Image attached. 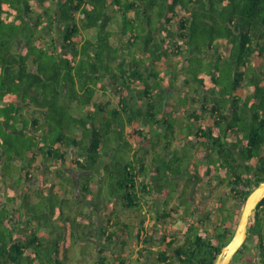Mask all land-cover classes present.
I'll use <instances>...</instances> for the list:
<instances>
[{
    "label": "trees",
    "instance_id": "16d2710c",
    "mask_svg": "<svg viewBox=\"0 0 264 264\" xmlns=\"http://www.w3.org/2000/svg\"><path fill=\"white\" fill-rule=\"evenodd\" d=\"M113 7L119 15L117 30L109 27ZM90 30L95 37L87 35ZM254 55L264 59V0H0V264H64L69 250V245L60 246L64 235L40 238L27 231L36 219L39 227L54 229L59 215L66 217L56 214L57 204L65 201L55 203L53 190L45 194L43 187L53 180L52 189L56 182L66 191L73 189L78 170L86 172L81 178L86 201L96 199L90 185L95 174L102 183L106 176L117 193L110 197L116 201L121 195L127 209L143 214L136 232L142 237L149 213L142 198L155 191L164 195V205L171 202L175 189L165 179L173 153L192 152L198 160L191 166L194 178L201 177L199 171L212 176L215 170V183L226 184L239 202L237 225L246 198L264 181V70ZM205 64L211 73H197ZM97 88L117 91V104L92 100ZM175 93L177 100L171 96ZM167 118H190L195 125L180 130L196 141L191 152L173 143L177 123ZM167 125L173 131H166ZM149 132L172 137L163 141L162 134L154 139ZM201 139L207 144L201 145ZM139 145L144 147L140 154ZM212 150L214 163L202 162ZM148 157L152 183L146 180ZM29 182L40 184L28 190ZM33 195L39 203L32 202ZM226 203L219 198L214 233L202 234L199 225L181 237L165 233L166 247L156 262L215 264L235 232L223 227ZM116 214L113 209L96 235L101 241L94 264H112L106 251L116 264H130L125 248L134 231L127 229L135 226ZM86 216L79 205L75 220L67 219L76 240L84 238L81 233L91 239L97 227L93 215ZM169 216L163 209L156 220L165 223ZM199 219L202 225L203 220L213 222L210 212ZM248 232L233 261L254 243L260 251L244 264H264V197ZM118 243L121 251L115 248Z\"/></svg>",
    "mask_w": 264,
    "mask_h": 264
},
{
    "label": "rangeland",
    "instance_id": "374dc122",
    "mask_svg": "<svg viewBox=\"0 0 264 264\" xmlns=\"http://www.w3.org/2000/svg\"><path fill=\"white\" fill-rule=\"evenodd\" d=\"M111 14H112V21L109 27L112 30H117L119 28L118 26L119 15H118V10L116 7L112 8ZM95 32H96L95 30H90L87 32V35L91 37H95ZM254 57L259 67L264 70V59L261 58L259 55H254ZM208 67H209V64L203 65V67L199 69L197 73L198 72L203 73V74L211 73L210 70H208L209 69ZM101 96H104V95L102 94L99 95L98 99H100ZM110 98L111 97H109V99ZM92 114H94L95 116L97 115L96 111L94 110ZM167 120L169 123H177V126L175 128L178 127V131L175 133L176 138L174 139L177 141L175 142L173 140V143H176V145L179 144V150L181 152L183 151V149L185 150L184 152H187V149H189L190 151V148L192 149L196 141L190 138L191 135L185 134V132L184 133L180 132V130L181 128L185 130L188 128L192 129L195 127V125H193L192 122H189L186 118H177V119L167 118ZM168 129L169 131L170 130L173 131V126L167 125L166 131ZM56 132L58 133L60 132L58 128H55V133ZM163 132H160L159 137L161 136V134L163 135L162 136L163 139H167L166 135H169L170 137H172L170 133L163 134ZM77 134L81 135L82 133L79 131L77 132ZM182 134L184 136L186 135V137H182L181 136ZM54 135L55 134H53L51 137H54ZM187 135H189L190 137H188ZM72 156L73 154L69 153L68 155L69 160ZM167 160L171 161L172 170L170 174H168V171L164 167L162 168V171H163L162 174L163 175H166V173L168 174L167 178L165 179V182L168 181V186L170 188L175 189V191L172 193V198H171V202L169 206L164 205V198H163L164 195H161V194L157 195L155 191H152L153 195L149 197L150 199L146 200L145 198L146 196L142 198V200L146 201L143 209L149 212L146 216L147 219L145 221L147 232L142 237H138L136 235V232L138 229L135 225H138L137 222L140 221V216H142L143 214L142 213H141L142 215L139 214L140 212L138 213V210H135V208L133 210L127 209L124 206V202H122L123 200H122L121 195L117 197L116 201H114L113 204L111 203L113 206L112 209H114L116 213H118L119 211L120 214H122V218H126V222H130L134 224L135 226V227H132L130 230L127 229L128 231H131L132 229L134 231L133 238L131 240L130 245L126 246L125 248L126 256L130 257V261H129L130 264H152L153 262H156L158 251L166 247V243L164 242V240H162L163 235L165 233L167 236L173 235V236L181 237L184 231H186L192 225H199L201 227L200 228L201 233L204 235H209L211 233H214V223L216 224L220 218L218 215V211H217V206H218L220 197L227 199V203H226L227 210L225 211V221H224L225 223L223 227H227L229 229L231 228L232 231L233 230L235 231L237 227V225L234 223L235 222L234 210L239 207V202H236L233 196H231V193L226 184L218 185L215 183V193H214L213 189L210 190V188L207 186L206 182L203 180V177H201L200 180L196 181V179H199V178H194L196 177V171L195 169H192L191 166L192 164L196 165V162H198V160L195 158L192 152L190 155L185 153V156L183 154L179 155V154L173 153L169 155ZM178 170L180 171L179 176H181L183 180L182 181L181 180L169 181L171 180V177H174L173 174H175ZM198 173L201 174L200 171ZM212 175H214L213 177L215 179V175H216L215 172H213ZM103 178L105 179L104 180L105 182L101 184L102 198L106 199V201L108 202L110 201V199L113 198V197H110V194L116 195L117 193H113L114 190L111 189L112 185L110 181H107L106 179L107 177L103 176ZM190 178H194V181H196L195 185L192 182H190L188 187H186V181L189 180ZM177 191L181 192L184 195V197L178 198ZM170 207H173L176 211L171 210ZM163 209H167L170 211V216L166 218L167 220L165 221V223H162L160 221L158 222L156 220L158 213L161 212ZM205 212H210L213 222L209 220H203L204 225H202L199 223V220H200L199 217L205 214ZM120 214H116V217L117 216L119 217ZM197 231L198 233L200 232L198 229H196L195 233ZM169 238L170 237H167L168 240ZM252 246L256 248V245L254 243H252ZM115 248L120 249L121 248L120 243H118ZM121 250L122 249H120V251ZM148 250H152V252ZM256 250L258 249L256 248ZM250 253H253V255H256L257 252H254L253 249L249 248L247 251L244 252L243 257L241 259H236L235 261H233V264H244L246 260L244 258H248V256H252V254L249 255ZM110 254L111 252H109L107 255L112 258L111 259L112 264H116V259L113 258L112 254L111 255ZM237 257L238 255H236V258ZM91 258L85 259L83 263L89 264V262L90 263L93 262V261H90ZM79 263L82 264V261ZM174 264H178V263L174 262Z\"/></svg>",
    "mask_w": 264,
    "mask_h": 264
},
{
    "label": "crops",
    "instance_id": "0c3cea01",
    "mask_svg": "<svg viewBox=\"0 0 264 264\" xmlns=\"http://www.w3.org/2000/svg\"><path fill=\"white\" fill-rule=\"evenodd\" d=\"M248 92H249V90L245 89L244 94H246ZM101 94L104 96H101V98L98 99V96ZM118 94L119 93L117 91L113 92V91H108L105 89L97 88L95 94L93 95L92 100L99 101V102H102L104 104H108V105L112 106L114 104L115 105L117 104L118 101L115 98V95H118ZM171 96L175 100L178 99V94H176V93L172 94ZM109 97H111V98L109 99ZM86 108H88V107H86ZM181 109L183 110V107ZM185 112H186V108H185ZM179 113L184 114V111L183 112L180 111ZM186 119L189 121L190 118H186ZM208 120H210V119L207 118V121ZM192 121H194L196 124H199L201 122V119L200 120H193L192 119ZM148 128L151 129L152 131H154L156 129V126H155V124H151V126H149ZM177 131H178V128H176V132ZM159 134H160L159 132H158V134L153 133V132H151V133L149 132L148 136L153 137L155 139ZM81 135H79V137H81ZM181 136L184 137L183 134ZM163 141H164V139H163ZM200 144L205 145V144H207V141H205V139H201ZM174 146H175V144H174ZM137 147H138V145H137ZM140 147L138 149H136V150H139L138 154H140L144 149L143 146L141 148ZM157 148H159V147H157ZM117 151H118V149L115 151V154H117ZM124 154H126V153L124 152ZM128 154L129 153H127V155ZM103 158H106V160H109L108 159L109 157L106 155ZM214 161H215V151L212 150L207 155V158H205L202 162H206L207 164L211 165L214 163ZM38 163L41 164L42 160L39 159ZM147 167H148V172H149L148 175L149 176L147 175L146 180L149 181L150 183H152V177H151V171H150L152 169V161H151L150 157H148V160H147ZM96 171H98V170H96ZM213 171L215 172V170H213ZM85 173L86 172H80V170H78L77 175L74 174L76 176V179L77 178L78 179L76 181H74L75 187L73 189L68 187V191H66L64 188H62L60 183H58V182H56L57 184L54 186L53 189L50 188V184L52 182H55L53 180L47 182L44 185L43 191L45 192V194L51 193L50 190H53L52 193L55 195V197L53 198V201H55V203H59L60 201H63V202L65 201L64 204L62 203V205L57 204L56 214L58 216V211H61V214L66 215V217L62 218L61 217L62 215H59V218H57L54 221L55 226H56L54 229H50V227H48V226H40L39 227L38 226L39 220H37V219L35 220V223L33 226H28L29 229L27 231V234H28V232L30 233L32 231H35L40 238L56 237V236H59L61 234L65 236L64 242L60 243L61 247L69 245V250L67 251V259L66 260L64 259V264H81V263H79L81 261H82V264H84L83 261L85 259H88L91 257L92 258L90 259V261H93V262H91V263L89 262V264H94V262L97 261V254H98L97 248H98L101 240L98 237H96V235H101L102 230H100V228L107 225L109 216L111 215V212L113 211L112 204H109L108 203L109 201L107 202L106 199L102 198V193H101L102 190L100 191V189H102V187H101L102 182L100 180L98 181V177H95V179L90 182L92 190L96 193L95 194L96 199H95V201H92L91 199H90V202L86 201L87 198H85V196L87 195V191L82 189V186H83V184H85V181H84V179H81L84 175H86ZM89 173H90V175H94L96 172H94L92 170ZM201 173H203L201 175V177H203V180L206 182L207 186L210 188V190L213 189V192L215 193V179L213 177L214 175L208 176V175L204 174V171ZM95 176H96V174H95ZM143 177H145V172H143ZM201 177L199 179H196V181L200 180ZM173 180H175V181L181 180L182 181L183 179L181 176L177 175V176L171 177V180H169V181H173ZM192 181H193L192 183L195 185L196 181H194V178ZM201 182H203V181H201ZM34 183H36L37 186L40 184L39 182H34ZM34 183L33 182L27 183L26 188L28 190L33 189L32 186L34 185ZM74 183H72V184L74 185ZM210 183H211V185H210ZM167 184H168V181H167ZM177 195H178V198H181V192L177 191ZM148 199H150L149 196L147 197L146 200H148ZM31 200L33 203H39L41 199L39 197L33 195ZM110 200L115 201L113 198ZM182 204H184V203H182ZM79 205H82L83 213L87 214V216L85 218H87L89 214L90 215L92 214L93 220H95V222H96L97 227L93 226V228H95V230H94V233L92 235H90L91 239H89L88 236L86 237L85 234L81 233L84 238L76 240L74 237L75 231L73 230V232H72L71 229H69V224H68L67 219L69 218L70 220H72L74 218V220H75V218H76L75 214L78 211ZM44 211L45 212L48 211L47 207L44 208ZM120 215H122V214H120ZM113 217L115 218L116 215H114ZM121 218H122V216H121ZM122 220L126 221V218H122ZM135 226L137 227L138 225H135ZM85 231L87 233L89 231L88 228H86ZM80 232H82V229H80ZM80 232L76 233L77 236L80 235ZM15 235H18V234H15ZM109 252L110 251H106L105 255H107ZM108 257H110V256H108ZM33 264H39V263L37 261H35Z\"/></svg>",
    "mask_w": 264,
    "mask_h": 264
},
{
    "label": "water",
    "instance_id": "95a60500",
    "mask_svg": "<svg viewBox=\"0 0 264 264\" xmlns=\"http://www.w3.org/2000/svg\"><path fill=\"white\" fill-rule=\"evenodd\" d=\"M264 197V181H261L245 200L241 216L231 240L222 247L215 264H229L248 236L249 224L254 211Z\"/></svg>",
    "mask_w": 264,
    "mask_h": 264
},
{
    "label": "flooded vegetation",
    "instance_id": "af4514ba",
    "mask_svg": "<svg viewBox=\"0 0 264 264\" xmlns=\"http://www.w3.org/2000/svg\"><path fill=\"white\" fill-rule=\"evenodd\" d=\"M254 214H255V211H254ZM254 214H253V217H252L251 222H253V220H254ZM251 222H250V224H249V228H250ZM249 228H248V229H249ZM248 235H249V232H248ZM247 238H248V236H247ZM246 240H247V239H246ZM249 248H250V249H253L254 252H259V251H260L259 248H258V250H256L252 245H249V244H248V245H247V246H246V247L240 252V254H238V255H239V256H238L239 259H241V258L243 257L244 252L247 251ZM248 252H249V251H248ZM251 254H252V253H250L249 255H251ZM246 256H247V255H246ZM244 259H246V258H244ZM233 260H234V259H232V260L230 261L231 264H233ZM230 263H229V264H230Z\"/></svg>",
    "mask_w": 264,
    "mask_h": 264
}]
</instances>
